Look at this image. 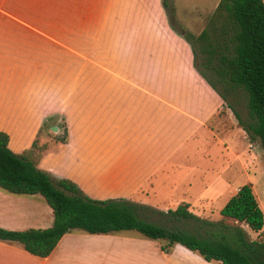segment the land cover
Returning <instances> with one entry per match:
<instances>
[{
    "label": "crops",
    "instance_id": "0c3cea01",
    "mask_svg": "<svg viewBox=\"0 0 264 264\" xmlns=\"http://www.w3.org/2000/svg\"><path fill=\"white\" fill-rule=\"evenodd\" d=\"M128 16L111 12L109 3L97 0H0V132L7 135V145L13 140L30 146L35 138L44 143L46 138L37 135L41 123L49 113L62 117L60 98H66L74 85L79 114L83 104L78 128L104 119L109 128L128 129L133 138L145 141L142 170L123 172V180L118 181L134 194L127 200L159 209L157 192L182 186L179 196L168 202H173L172 208L186 204L189 212L200 216L195 205H213L215 196L211 190L215 193L213 185L217 181H209L191 194L192 182L185 178L189 175L179 170L165 172L164 109H173L187 118L193 124V132L199 128L201 136L208 135L205 145L219 143L235 161L237 153L222 137L243 130L234 124L228 130V114H223L225 104L191 66L187 43L184 46L188 52L185 50L180 58L178 42L163 41L157 30L149 33L148 39L141 35L136 23H125ZM182 62L193 71L187 75L196 86V97H190L194 113L168 102L163 94L164 66L173 70ZM84 132L77 130L78 146L84 147H77L75 161L82 167L83 162H89L95 169L99 155L94 142L98 139L82 138ZM58 145L68 146V138L63 144L50 143L48 148L57 149ZM199 150V154L207 152ZM105 160L109 161L110 156ZM219 176L226 184L232 179L227 164ZM237 188L223 191V202L215 205L217 211ZM168 202L164 209H169ZM51 223V209L39 194H11L0 189V228L43 229ZM155 243L137 235L71 231L59 238L46 257H38L16 242L0 240V264H117L116 254L131 248L138 250L139 264H219L205 261L179 244L166 253Z\"/></svg>",
    "mask_w": 264,
    "mask_h": 264
},
{
    "label": "trees",
    "instance_id": "16d2710c",
    "mask_svg": "<svg viewBox=\"0 0 264 264\" xmlns=\"http://www.w3.org/2000/svg\"><path fill=\"white\" fill-rule=\"evenodd\" d=\"M182 38L190 45L199 75L232 109L248 140H257L264 151V0H217L200 32L195 36L184 33ZM195 51L202 57L200 69L195 65ZM229 91L244 98V119L228 103L224 93ZM48 128L57 132L61 128L60 134L51 137L52 144L66 142L62 117H47L37 135ZM7 140L0 132V189L11 194H39L52 212L47 228H0V240L16 242L29 254L46 257L59 238L71 231L114 234L131 230L157 241L166 253L179 244L208 262L264 264L263 213L250 183L240 185L226 200L217 221L189 212L186 204L163 212L121 198L92 200L72 181H52L36 167L49 144H40L35 138L27 149L14 153ZM150 214L158 215L160 221L147 218ZM161 221L180 225L170 227ZM243 227L260 231L259 238L250 239Z\"/></svg>",
    "mask_w": 264,
    "mask_h": 264
},
{
    "label": "rangeland",
    "instance_id": "374dc122",
    "mask_svg": "<svg viewBox=\"0 0 264 264\" xmlns=\"http://www.w3.org/2000/svg\"><path fill=\"white\" fill-rule=\"evenodd\" d=\"M100 3H109L111 12H123L126 15L125 23H136L141 28V35L150 39L149 33L156 30L161 34L162 40L165 42H178L180 44V58L189 47L191 52V66L193 65V55L190 45L182 38L184 33L193 36L197 35L204 27L208 17L213 12L217 0H97ZM161 27V28H160ZM143 28V30H142ZM184 42L188 44L184 46ZM196 48V47H195ZM196 50V49H195ZM188 52V51H187ZM189 55V53H187ZM202 57L195 51V65L200 69V61ZM186 67L183 70V67ZM188 63L182 62L179 67L174 66L173 70L164 66V82L163 94L165 99L190 113L192 111V103L190 97L195 98L193 91L196 86L190 80L188 73L193 74L189 69ZM172 70V71H171ZM175 75V78L172 76ZM181 78V79H180ZM220 90V86L217 85ZM74 85L69 88L67 97L61 99V113L66 127L68 138V146L58 145L57 149L49 147L42 152L37 163V168L45 172L48 177L55 181L57 179H69L81 193L92 200L106 199H125L131 198L134 194L125 190L122 184L121 174L123 172L132 171L139 172L144 166V156L146 154L145 141L133 138L128 129L113 130L108 127V123L104 119L92 122L90 124L79 127L83 133L82 138H94L98 141L94 142V149L97 150L99 161L96 162L98 167L91 168L89 162H83L84 167L78 165L75 161V152L78 148L77 140V118L82 115L83 104H80V114L77 107L76 94L74 93ZM224 95L232 108L242 117H246V109L244 98L233 92H225ZM200 101V100H199ZM55 102H53L54 105ZM225 104V102H224ZM53 108V107H52ZM85 111V108H84ZM228 114L227 128L231 131L232 125L238 126L236 119L232 113V109L226 105L223 107V114ZM57 113H49L47 117L57 116ZM60 123V121H56ZM238 131L237 134H229L227 138L222 140L227 143L228 147L237 153L238 159L231 156L230 152L225 153L219 143L213 145H205L208 135H200V129L193 132V124L187 118L178 114L173 109L165 107L163 121V166L164 170H179L185 177L192 182V191H199L201 185L208 184L209 181H217L213 185L215 196L212 201L213 205L204 208L195 205L194 210L200 213V217L212 221L220 219L218 207L223 202L225 194L223 191L228 187L230 191L244 183H250L256 201L263 213L264 227V151L260 147L257 140L250 141L246 133ZM59 131L45 129L40 132L43 140L50 145L51 137L60 134ZM203 136L205 138H203ZM205 139V140H204ZM204 144V145H203ZM29 145L18 143L11 140L7 145L8 149L14 153H19ZM78 147V148H77ZM206 150L204 154H199V149ZM222 150V151H221ZM221 151V152H220ZM110 156V160L106 161V156ZM203 155V156H202ZM208 155V156H206ZM114 156V159H111ZM135 158H134V157ZM120 159V160H119ZM227 159V162H225ZM227 164L228 170L232 173V179L226 184L219 173ZM182 186L175 189L165 187L164 190L157 192L155 201L160 211H166L165 203L174 200L179 196ZM129 201V200H128ZM173 203V202H172ZM168 202L169 209L173 206ZM149 219L159 222L158 215L150 214ZM230 223L229 220H225ZM161 224L172 226L180 225L173 222L161 221ZM189 225H187L188 227ZM190 227V226H189ZM249 238H259L260 231H251L243 227ZM116 235H137L135 231H120L114 233ZM144 240L146 238L140 237ZM159 243H155V246ZM125 248V247H124ZM117 264H139V252L135 248L124 249L122 253L116 254Z\"/></svg>",
    "mask_w": 264,
    "mask_h": 264
},
{
    "label": "water",
    "instance_id": "95a60500",
    "mask_svg": "<svg viewBox=\"0 0 264 264\" xmlns=\"http://www.w3.org/2000/svg\"><path fill=\"white\" fill-rule=\"evenodd\" d=\"M56 131V130H55Z\"/></svg>",
    "mask_w": 264,
    "mask_h": 264
}]
</instances>
